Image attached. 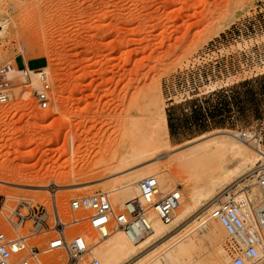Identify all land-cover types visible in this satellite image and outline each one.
<instances>
[{"label":"rangeland","instance_id":"obj_1","mask_svg":"<svg viewBox=\"0 0 264 264\" xmlns=\"http://www.w3.org/2000/svg\"><path fill=\"white\" fill-rule=\"evenodd\" d=\"M0 22L7 24L5 30L0 26V67L23 59L30 70L44 68L52 87L50 108L40 110L33 94L37 85L27 86L15 70L12 98L0 104V232L14 235L3 204L13 208L18 199H29L43 205L52 227L54 201L62 221L69 222L71 199L113 188L124 195L142 175L154 176L159 189L180 185L185 207L189 186L208 164L205 157L182 165L181 157L227 140L225 133L247 135L251 146L258 140L264 151V0H0ZM245 81L251 84L240 87ZM130 90H137L141 103L133 122L143 128L142 140L132 144L122 126V102ZM63 117L74 119L64 126ZM133 148L136 156L120 164ZM254 186L246 171L216 188L214 196L242 198ZM108 195L116 210L130 200L116 202ZM216 200L199 201L177 236L199 247L189 264L228 259V238L204 210ZM169 235L127 264L169 247L178 239L170 241ZM52 236L30 237L28 246L42 248ZM49 257L53 264H67L64 250L45 254V264H52Z\"/></svg>","mask_w":264,"mask_h":264},{"label":"built area","instance_id":"obj_2","mask_svg":"<svg viewBox=\"0 0 264 264\" xmlns=\"http://www.w3.org/2000/svg\"><path fill=\"white\" fill-rule=\"evenodd\" d=\"M13 70L18 71L27 86H32L33 75L37 77L38 85L33 88L34 98L38 109L48 110L52 92L49 74L44 68L30 70L26 65L22 69L15 65L0 67V104L8 103L12 98L13 78L10 73ZM254 174L260 194L257 200L227 194L223 201L216 203L210 210V219L222 227L228 238V259L225 264H258L263 259L259 249L264 229L262 161ZM182 198L180 185L163 194L156 178L148 177L139 182V197L125 202L120 210L113 207L107 193L98 192L71 199L68 210L74 216L69 222H63L54 201L52 227L48 225L49 217L43 205L29 199H18L13 208H7L3 204L1 209L5 210V219L14 235L0 232V264H45L44 255L58 250L65 251L67 264H101L97 259L86 260L92 245L103 242L115 230L121 231L131 242L137 244L153 231L148 217L150 212L163 224L169 225ZM21 230L29 235H19L18 231ZM49 232L54 233V236L42 248L28 246V238Z\"/></svg>","mask_w":264,"mask_h":264},{"label":"bare ground","instance_id":"obj_3","mask_svg":"<svg viewBox=\"0 0 264 264\" xmlns=\"http://www.w3.org/2000/svg\"><path fill=\"white\" fill-rule=\"evenodd\" d=\"M0 26H2L3 29L5 30L7 27V24L0 22ZM0 35H1V32H0ZM27 57L29 59L31 55L28 54ZM15 73L16 71L13 70L10 73V75H13ZM33 85L35 86L38 85L37 77L34 75L32 76V86ZM122 107L124 109V118L122 120V126L126 128L127 133L128 132L131 133L130 134L131 135L130 144L136 143L142 140L141 137L143 134L142 133L143 128L135 127L137 123L135 124L133 122L135 115L141 109L140 98H139L137 90H134V91L132 90L131 93L128 91L125 92L124 100L122 102ZM73 119L74 117H63L60 123L64 126L70 125L73 122ZM143 121L145 122V120ZM140 123L142 124V122ZM164 126H165V131H167L166 121H165ZM149 127H152V126L150 125ZM131 130L133 131L136 130L135 131L136 133H132ZM149 130H150L151 135L155 134V132L152 129H149ZM136 137H137V140H136ZM244 137L245 139H247L248 136L246 135ZM223 138H227V140L225 139H224L225 141L213 140L210 143H207L206 145H204L200 150L198 151L195 150L193 153H190L189 155L185 157H181L179 159L183 163L182 165H184V164L194 163L197 161L200 162L202 158L204 159L206 157L205 162L208 164V167H207V171H205L203 175H200L201 178L196 176L197 180L199 178V182L202 183V186L201 187L197 186V183H199L197 182V180L195 181L197 182L196 184L189 186L188 206L184 207L182 206V203H180V206L176 211L177 213L175 212L176 215H174V218L176 217V219H173L171 224L169 225L163 224L153 212H150L148 217H149V220L151 221L153 231L149 235V237H146L144 240L136 244V243L131 242L125 236V234H123L121 231L115 230L113 234L106 239V241L104 240L106 243V245H104L105 243L103 244L104 247L103 245L101 247L100 243H99L100 245L97 244V245H92L90 247V252H89L90 258L98 259V261L99 260L102 261V264H127V262L129 263V261L132 260V258H134V256H136L137 254L141 252H145L146 250H149L147 248H150L149 246H151L153 242L155 243V241L159 239H164L166 236H168V234H170L169 236H171V233L173 232V230L175 231L178 228H181V226H184L187 218H189V216L193 214L195 210L197 209L199 201L201 200L209 201L212 199L216 200L214 196L216 188L224 187L225 185L228 186V184L231 181L236 180L237 178L243 176L246 173V171L248 173V176L255 178L254 173L256 169L253 168L254 164L258 161H262L264 163V151L261 149L262 147L259 141L256 140V145L251 146L248 140L246 141L244 138L242 139L239 135H236V134L225 133ZM212 149H213V152H210ZM132 153L133 155H131V157H123L119 163L127 164L129 160L131 158L133 159L136 156L135 154H137L138 152L135 148H133ZM170 154L171 153L161 155L160 157L156 159L166 158ZM71 155L74 156L75 152H73ZM117 170H119V168ZM148 177H154V176H151V175L143 176L142 175L140 179L143 180ZM90 179H94V178H90ZM166 180H171V179L167 177ZM70 181L71 180H68V183L72 182ZM131 185L133 184L127 185L128 189L124 195L117 194L119 190L116 188H113L109 191L107 190L106 193L112 194L114 196V201L124 203V199L132 200V199H136L139 197V184L138 186L133 187V189H130ZM255 186H256V183H255ZM158 187H159V183H158ZM254 187L249 188V190L245 191L243 194V197H246V198L249 197L252 201L257 200L260 194L257 189V186H256V190L258 192L255 190ZM174 188L176 187L169 185L167 187L166 186L160 187L159 190H161L160 191L161 193L166 194L172 191ZM240 197H242V195H240ZM216 201L220 202L222 200H220L219 198ZM212 205L213 204L211 203L204 209L206 213L209 212L210 214V210L215 206V205L213 206ZM208 218L210 219L209 215H208ZM217 225L222 229V227L219 224ZM185 228L186 226H184L181 229V231L180 230L179 232L177 231L178 233L169 237L170 238L169 240L172 241L175 237L179 236L182 232H184ZM218 231H220V229L217 226L216 227L214 226V233L217 234ZM261 240H262V234L260 238L259 249L261 250L260 254H262V256L264 257V243ZM163 246L166 247L165 245ZM164 247H162L161 250L158 251L161 253H158L157 251H153L151 253L145 254V256H143L142 258H140L133 264H189L190 262H192L191 256H195L197 249H199V247L194 241L189 240L188 236L187 237L184 236L183 238H178L177 240L174 239L173 243L169 247H166V248ZM91 248H92V251H91ZM46 262L53 264L54 259L49 257L48 259H46ZM225 263H226V260L222 257V259H220L217 264H225Z\"/></svg>","mask_w":264,"mask_h":264},{"label":"trees","instance_id":"obj_4","mask_svg":"<svg viewBox=\"0 0 264 264\" xmlns=\"http://www.w3.org/2000/svg\"><path fill=\"white\" fill-rule=\"evenodd\" d=\"M22 68V67H21ZM255 79H259L260 80V78L258 77V78H255ZM256 81H258V80H256ZM251 84V82L250 81H245L243 84H241L240 85V87H242V88H244V87H246V86H249ZM236 89V88H235ZM234 90V89H233ZM233 90H230V92L232 93V94H235V92L233 91ZM222 94H224V93H222ZM247 96V98H249V99H252V96H251V93H249V92H246L245 93ZM227 97V96H226ZM234 98V97H233ZM236 99V98H235ZM241 104V103H240ZM229 106L226 104L225 105V108H228Z\"/></svg>","mask_w":264,"mask_h":264},{"label":"crops","instance_id":"obj_5","mask_svg":"<svg viewBox=\"0 0 264 264\" xmlns=\"http://www.w3.org/2000/svg\"><path fill=\"white\" fill-rule=\"evenodd\" d=\"M18 63H22L23 64V66L25 65V64H27L28 65V62H25L23 59H20V60H14V65L16 66V64H18ZM36 69L37 68H39V67H35ZM19 69V68H18Z\"/></svg>","mask_w":264,"mask_h":264}]
</instances>
